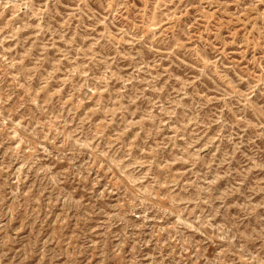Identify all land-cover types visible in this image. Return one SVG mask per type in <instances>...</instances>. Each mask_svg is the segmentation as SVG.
<instances>
[{
    "label": "rangeland",
    "instance_id": "1",
    "mask_svg": "<svg viewBox=\"0 0 264 264\" xmlns=\"http://www.w3.org/2000/svg\"><path fill=\"white\" fill-rule=\"evenodd\" d=\"M0 264H264V0H0Z\"/></svg>",
    "mask_w": 264,
    "mask_h": 264
}]
</instances>
